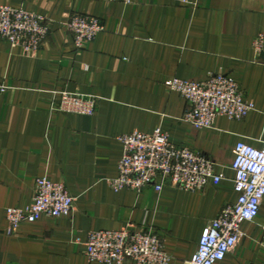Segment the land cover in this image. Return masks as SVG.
<instances>
[{
	"label": "crops",
	"instance_id": "crops-1",
	"mask_svg": "<svg viewBox=\"0 0 264 264\" xmlns=\"http://www.w3.org/2000/svg\"><path fill=\"white\" fill-rule=\"evenodd\" d=\"M44 15L51 27L40 48L25 52L0 40V264H99L84 253L91 231L129 226L162 234L171 264L195 251L203 227L233 203V151L256 147L264 135V57L253 50L264 32V0H0ZM103 25L76 48L61 28L72 14ZM232 76L254 108L241 120L220 117L211 128L183 120L186 101L166 86ZM62 92L94 98L92 115L57 110ZM160 127L171 141L206 156L224 178L187 192L164 185L113 191L123 152L118 137ZM64 183L73 197L69 215L42 216L7 232L6 208L30 203L35 180ZM258 217L216 264H264ZM125 264H133L131 261Z\"/></svg>",
	"mask_w": 264,
	"mask_h": 264
},
{
	"label": "built area",
	"instance_id": "built-area-1",
	"mask_svg": "<svg viewBox=\"0 0 264 264\" xmlns=\"http://www.w3.org/2000/svg\"><path fill=\"white\" fill-rule=\"evenodd\" d=\"M121 1L131 4L135 0ZM173 1L186 5L194 3V0ZM61 28L73 36L76 48H81L103 30V25L93 16L74 13ZM50 31L44 15L23 7L0 4V40L11 47L34 53ZM252 47L256 55L264 57V32L255 37ZM166 86L186 101L183 120L198 129L213 127L220 117L241 120L254 108L253 103L244 98L239 83L223 73L209 75L202 81L171 78L166 81ZM94 102L93 97L62 92L55 107L66 113L92 115ZM118 140L123 145V152L117 163V175L107 181L115 192L123 189L140 192L146 187L159 192L166 184L196 192L209 182L218 184L224 178L222 172L216 171L213 161L174 144L160 127L149 132L123 134ZM259 142V147L244 141L236 143L231 163L236 198L203 227L195 251L183 264L222 261L242 236V223L258 217L264 198V135ZM73 202L64 183L38 177L29 204L6 208L7 232L12 233L21 223H32L42 216H67ZM260 245L264 249V223ZM84 253L89 262L99 264H125L128 261L133 264H171L172 260L162 234L145 226L91 231Z\"/></svg>",
	"mask_w": 264,
	"mask_h": 264
}]
</instances>
